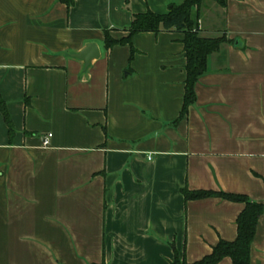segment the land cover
<instances>
[{
	"label": "crops",
	"instance_id": "obj_1",
	"mask_svg": "<svg viewBox=\"0 0 264 264\" xmlns=\"http://www.w3.org/2000/svg\"><path fill=\"white\" fill-rule=\"evenodd\" d=\"M180 2L0 0V264L191 263L235 238L242 204L182 188L264 204V0H201L198 36L224 42L182 118L181 33L104 49V31L121 40L132 15ZM89 43L83 68L69 55Z\"/></svg>",
	"mask_w": 264,
	"mask_h": 264
},
{
	"label": "trees",
	"instance_id": "obj_2",
	"mask_svg": "<svg viewBox=\"0 0 264 264\" xmlns=\"http://www.w3.org/2000/svg\"><path fill=\"white\" fill-rule=\"evenodd\" d=\"M65 8L72 5V0H57ZM220 6L223 0H214ZM201 0H181L177 5H170L167 12L162 15L146 11L131 16L129 25L125 29L127 35L121 40H113L108 33H103V46L109 50L116 44L129 46L131 58L133 50L130 39L138 33H153L176 31L182 34V53L184 57V81L183 95L178 118L186 115L188 107L194 102V85L198 78L205 72L206 58L215 52L219 45L224 42L223 36L217 38H202L198 36L197 10ZM0 115L7 127L8 134L12 133L11 122L6 113L4 103L0 99ZM184 201L204 198H219L228 202L242 204L241 211L235 218V238L230 241L218 240L211 248L210 253L197 261L188 263L183 255L179 256L175 251L170 264H218L223 258H228L230 264H249L250 245L254 237L258 219L264 215V204L249 201L243 195L229 194L211 191H188L180 190Z\"/></svg>",
	"mask_w": 264,
	"mask_h": 264
},
{
	"label": "water",
	"instance_id": "obj_3",
	"mask_svg": "<svg viewBox=\"0 0 264 264\" xmlns=\"http://www.w3.org/2000/svg\"><path fill=\"white\" fill-rule=\"evenodd\" d=\"M69 57L78 60L82 63L83 68H86L92 61L99 57V52L94 44H86L76 53L70 54Z\"/></svg>",
	"mask_w": 264,
	"mask_h": 264
},
{
	"label": "built area",
	"instance_id": "obj_4",
	"mask_svg": "<svg viewBox=\"0 0 264 264\" xmlns=\"http://www.w3.org/2000/svg\"><path fill=\"white\" fill-rule=\"evenodd\" d=\"M50 138V134H46L41 137V146L45 147L48 145V140Z\"/></svg>",
	"mask_w": 264,
	"mask_h": 264
}]
</instances>
